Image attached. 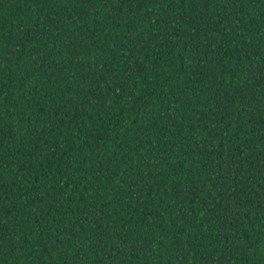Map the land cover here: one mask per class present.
I'll return each mask as SVG.
<instances>
[{
  "label": "trees",
  "instance_id": "1",
  "mask_svg": "<svg viewBox=\"0 0 264 264\" xmlns=\"http://www.w3.org/2000/svg\"><path fill=\"white\" fill-rule=\"evenodd\" d=\"M0 264H264V0H0Z\"/></svg>",
  "mask_w": 264,
  "mask_h": 264
},
{
  "label": "snow or ice",
  "instance_id": "2",
  "mask_svg": "<svg viewBox=\"0 0 264 264\" xmlns=\"http://www.w3.org/2000/svg\"><path fill=\"white\" fill-rule=\"evenodd\" d=\"M201 14H203V13H201Z\"/></svg>",
  "mask_w": 264,
  "mask_h": 264
}]
</instances>
